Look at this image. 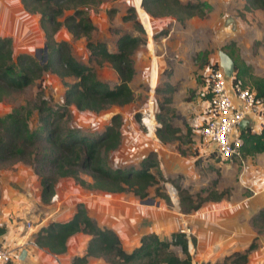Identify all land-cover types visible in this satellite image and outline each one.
<instances>
[{
	"label": "rangeland",
	"instance_id": "obj_1",
	"mask_svg": "<svg viewBox=\"0 0 264 264\" xmlns=\"http://www.w3.org/2000/svg\"><path fill=\"white\" fill-rule=\"evenodd\" d=\"M181 1H203L206 16H194L184 23L170 16H150L152 19H149L141 0H100L97 5L85 7L95 26L92 40L104 42L110 51H116L121 34L137 35L133 20H125V15L134 12L143 24L145 42L132 55L135 74L130 85L134 99L129 104L112 105L98 113L70 106L69 118L64 123L60 121L63 129L65 126L78 128L89 136H96L114 114H119L121 143L110 155L109 165L112 168L138 167L152 149L158 147L157 183L149 187L145 198H138L132 192L108 194L86 189L70 177H60L55 182L54 196L45 203L40 198L38 173H50L48 165L0 162V227L6 228L0 240H7L9 247L23 241L27 250L26 257L16 254L8 264H71L74 256L83 255L89 240L83 233L72 235L66 251L58 255L35 244L36 233L42 227L53 221H67L78 203L84 204L98 225L116 231L126 251L137 247L144 234L155 233L166 238L180 231L189 239L192 264L221 262L235 251H244L251 243L256 247L250 251L246 264H264V233H258L251 224V217L264 207V152L252 155L241 152V159L221 160L196 133L207 99L204 79L208 70L214 68L213 64L218 63L219 50L233 55L236 65L246 72L236 74L244 86L255 91L253 80L264 78V11L245 12V0ZM21 8L20 0H0V36L12 38L14 55L29 53L42 60L45 37L39 15L27 11L24 14ZM68 13L70 11L65 12ZM55 38L67 41L72 55L91 67L98 79L111 86L118 82L116 72L108 63L98 64L90 56L84 37L73 38L65 28H60ZM75 81L74 77L62 80L46 72L41 80L14 98L0 102V117L24 107L29 114L30 129L38 130L39 89L51 105L58 106L64 100L65 84ZM167 83L175 87L171 103L164 106L168 110H157V105L159 108L164 103V95L157 94L156 89L164 90ZM157 113L167 116L180 128L179 139L162 144L151 134L150 129L154 132L158 127ZM256 132L259 131L252 133ZM81 176L92 181L86 173ZM175 183L185 187L197 202L201 201L200 207L182 213ZM157 188L160 194H167L170 201L157 194ZM212 190L222 192L223 197L218 201L209 200L207 197ZM19 237L25 238L18 242ZM174 250L179 253L178 248ZM86 264L111 263L89 257Z\"/></svg>",
	"mask_w": 264,
	"mask_h": 264
},
{
	"label": "trees",
	"instance_id": "obj_2",
	"mask_svg": "<svg viewBox=\"0 0 264 264\" xmlns=\"http://www.w3.org/2000/svg\"><path fill=\"white\" fill-rule=\"evenodd\" d=\"M99 1L20 0L25 11L39 15V25L44 33L46 46V60L43 63L29 53L14 55L12 38L0 36V102L14 98L16 94L41 80L46 72L62 80L66 77L76 79L73 83L65 84L64 100L58 106L51 105L39 89L38 130L30 129L29 114L24 107L15 108L0 117V162H35L39 163V167L48 165L51 168L50 173H38L40 198L45 203L54 196L55 182L60 177H70L79 186L90 190L108 194L132 192L138 198H145L149 187L157 183V174L160 172L157 155L153 152L138 167L112 168L109 165L110 155L121 143L122 118L119 114H114L109 124L96 136H89L88 132L78 128L65 126L63 129L60 126L61 120L64 123L69 118L70 106L79 111L98 113L112 105L129 104L134 99V91L130 85L135 74L132 55L145 42V30L133 12L129 16L125 15L124 19L133 20L137 35L121 34L116 42V51H110L102 41L92 40L91 34L95 26L85 7L97 5ZM141 6L151 17L170 16L180 23L194 16H206L203 1L141 0ZM256 9L264 11V0H245V12ZM67 11L70 13L65 14ZM110 13L112 16L114 11ZM60 28H65L73 38L84 37L90 56L98 64L108 63L116 72L118 82L113 86L109 85L98 79L91 67L78 61L72 55L67 41L56 40L55 35ZM228 55L234 61L233 55ZM234 65L235 75L244 74L245 71L235 62ZM213 67L217 68L216 62ZM236 78L239 79L237 75ZM253 85L256 93L264 97V78H255ZM174 90L175 87L169 83L164 90L156 89L157 94L164 95V103L159 108L157 105V110H168L164 106L171 103ZM155 120L159 124L155 134L162 144L179 139L180 128L175 127L167 116L157 113ZM150 123L147 125L150 126ZM240 136L243 140L242 154L264 152V127L256 133H252L249 128L244 129ZM81 173L88 174L92 181L85 180ZM213 185H216V181ZM175 190L182 213H189L200 207L201 201L197 202L181 184L175 183ZM156 193L170 201L167 194H160L159 188ZM223 195L222 192L212 190L207 198L218 201ZM251 224L258 233H264V207L251 217ZM5 232V226H1L0 236ZM77 233L87 234L89 240L85 253L74 256L71 264H86L89 257L103 258L111 264H192L189 239L184 232L174 231L166 238L147 233L142 235L137 247L126 251L116 231L98 225L82 203L77 204L74 214L67 221H53L42 227L36 233L35 244L55 255L62 254L67 249L68 239ZM175 247L179 249V253L174 250ZM255 247L251 243L244 251H235L225 256L221 262L204 264H246L250 251Z\"/></svg>",
	"mask_w": 264,
	"mask_h": 264
},
{
	"label": "built area",
	"instance_id": "obj_3",
	"mask_svg": "<svg viewBox=\"0 0 264 264\" xmlns=\"http://www.w3.org/2000/svg\"><path fill=\"white\" fill-rule=\"evenodd\" d=\"M204 80L207 99L196 133L221 160L241 159L242 130L249 128L251 132H260L264 127V97L244 86L235 73L227 78L218 63L217 68L208 70ZM244 119L248 124L242 129L240 123ZM150 132L160 142L153 128ZM151 152L158 154L159 148L154 147ZM16 254L20 256L16 248L0 240V264L10 263Z\"/></svg>",
	"mask_w": 264,
	"mask_h": 264
},
{
	"label": "water",
	"instance_id": "obj_4",
	"mask_svg": "<svg viewBox=\"0 0 264 264\" xmlns=\"http://www.w3.org/2000/svg\"><path fill=\"white\" fill-rule=\"evenodd\" d=\"M229 22L230 21L227 20V23H229ZM43 51H44V58L42 59L41 63L45 62V60H46V46H44ZM218 59H219L218 65L222 69V71L224 72L225 76L227 78H231L233 76L234 68H235L234 61L232 60V58L223 50H219L218 51ZM247 124H248V121L246 119H244L240 123V127L243 129L245 127V125H247Z\"/></svg>",
	"mask_w": 264,
	"mask_h": 264
},
{
	"label": "crops",
	"instance_id": "obj_5",
	"mask_svg": "<svg viewBox=\"0 0 264 264\" xmlns=\"http://www.w3.org/2000/svg\"><path fill=\"white\" fill-rule=\"evenodd\" d=\"M18 2H19V0H17ZM19 6H20V3H19ZM20 11L22 12V13H24L25 14V10L23 9V8H21L20 9ZM147 16L149 17V19H151L150 18V16L147 14ZM140 17V16H139ZM140 21L142 22L143 20L141 19V17H140ZM145 25V24H144ZM144 27V26H143ZM145 28L147 29V27H146V25H145ZM35 231V230H34ZM9 237V236H8ZM4 238H5V240L7 239V236H5L4 235ZM25 238V237H24ZM24 238H21V237H19L18 239H16L18 242H20V241H22ZM20 239V240H19ZM9 243V242H7V240L6 241H4V243ZM13 242V241H12ZM11 242V243H12ZM9 246V245H8ZM12 248H16L17 249V252H19V255L21 256V255H23V256H25L26 257V254H27V250L24 248V242L22 241V243H19V244H17V245H14ZM22 256V257H23Z\"/></svg>",
	"mask_w": 264,
	"mask_h": 264
}]
</instances>
